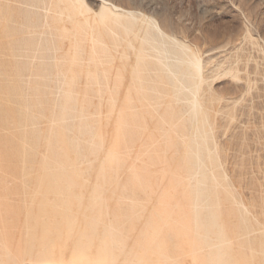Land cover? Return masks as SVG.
Here are the masks:
<instances>
[{"label": "rangeland", "instance_id": "rangeland-1", "mask_svg": "<svg viewBox=\"0 0 264 264\" xmlns=\"http://www.w3.org/2000/svg\"><path fill=\"white\" fill-rule=\"evenodd\" d=\"M86 1L97 11L102 4ZM109 1L158 21L200 53L202 109L173 102L186 115L181 123L190 135L170 133L164 121L168 141L157 130L165 128L160 114L169 118L163 114L169 97L157 100L155 91L147 90L152 100H144L147 107L127 109L122 89L88 87L85 78L74 90L57 86L63 76L52 59L17 55L20 29L13 47L2 37L0 48L15 54L3 48L0 54V264H211L216 244L205 242L194 212L202 187L212 197L201 199L199 210L218 201L225 221L236 229L247 215L242 219L248 227L235 229L239 237L231 234L230 246L241 257L251 254L253 264H264V0ZM95 10L88 14L94 17ZM64 46L75 45L66 39ZM194 109L201 115L197 120ZM204 114L207 125L200 128ZM197 128L200 140L191 142ZM197 153L206 158L201 167ZM54 180L56 187L49 183Z\"/></svg>", "mask_w": 264, "mask_h": 264}, {"label": "bare ground", "instance_id": "bare-ground-1", "mask_svg": "<svg viewBox=\"0 0 264 264\" xmlns=\"http://www.w3.org/2000/svg\"><path fill=\"white\" fill-rule=\"evenodd\" d=\"M101 2H102L101 7L98 9V11L94 9L95 10L94 17H91L88 14V12L94 11L92 9V7L94 6H90L91 4L87 3L86 0H0V13H1L0 14L1 15L0 28H2V35L0 34V39H2V37H8L10 39L9 40L10 43L8 44L10 45V47H13L14 45L11 42L13 40V37L15 36V31H16L15 29H20L23 34V37H22L21 43L19 44V47H17V49L20 48V52L17 55H20L21 57H23L25 60H28V61L30 60L33 61L34 59H48V58L52 59L54 62L53 66L56 69V73H59L60 75L63 76V79L61 80L60 83H58L57 86H65L71 90L72 89L74 90L82 84L83 81H81V79L85 78L86 79V80L84 79L85 85L88 87L96 86L99 88L101 87L102 90L107 89L108 91L110 90V91H115V92L118 89H122L125 95L124 104L126 105L125 108L127 109H131V108L136 109L140 106L147 107L149 103L145 104L144 100L146 99V101L148 100V102L150 101L152 102L151 99H148V97L145 96L147 93L144 94V92L147 90L155 91L157 95V98H156L157 100H159L158 98H161V97L163 98L166 97V99L167 97H169L170 98L168 100L169 102L165 103L167 106L163 108L164 110L167 109V111H165V113L163 114H165V116H167V114L169 115L168 120L167 119L165 120V117L161 116L160 114V117H161L160 119L163 120L162 122L165 121L167 122V124L169 123L168 124L169 129H167L166 126H163L165 124L164 122L160 124L161 126L165 128H161L159 125L156 124L157 127L159 126L157 131H159V129L161 132L163 131L161 129H165V130L167 129L169 131L175 130L176 133H178V135H181L182 132L185 130L183 128L184 126L183 123H181V120L183 118L182 116L184 113L182 112L183 110L179 111L181 107L177 108L179 110H176L175 109L176 106L174 107L173 102L177 101V104H178V102L181 103V101H187L188 103L187 106L191 108H196V109L202 106L203 102L201 103L200 101L201 97H199V93L201 91L200 83L203 79V74H202L203 65H202V60L200 58V53L198 54L197 53L198 51L196 52L185 42L180 41L172 37L170 34H168L165 31L166 29L162 27V25H160L158 21L156 22L152 19L148 20L146 19V17L137 15L136 13L130 11L129 9H125L124 7L118 4H115L109 0H101ZM66 39L69 40L71 45H75L74 49H67V50L65 49L64 40ZM0 45H2L1 42H0ZM2 48H0V54L5 52L4 50L6 49L5 47L3 48L4 50ZM7 49H6V52L8 51V54L14 57L13 55L14 52L10 50L9 48ZM12 49L14 50L15 48H12ZM70 53H74V56L71 58L70 56H68ZM84 55H87V57L85 58ZM0 59H1V56H0ZM1 60H0V65H2ZM18 60L19 59L17 58V61ZM0 69L3 70V65H2V68L0 66ZM20 70H22V67L20 68ZM228 73L231 75L230 72ZM233 76L234 78H236L238 75L234 73ZM205 78H207V76ZM73 95H75L74 96L75 98L76 92ZM84 96H86V94H84ZM152 98L155 99L153 95H152ZM82 99H84V97ZM111 99L113 98L111 97ZM155 102L159 103L158 101H155ZM72 103H74L75 105V102H72ZM163 105L161 104L160 106H163ZM182 105H183V102H182ZM177 107H179V105ZM154 111L156 112L155 108H154ZM153 114L154 112L152 113V115ZM205 114L201 117L202 121L200 120L199 122L201 123L200 124L201 127L198 124L200 128H204L206 127L205 125H207L206 123L207 118L205 117ZM187 115H190V114H187ZM138 116L139 115H137V117ZM143 116L144 115H142V117L140 116L141 118H143L142 120L147 121V118L144 119ZM148 116L151 117V114H149ZM200 116L201 115H199V112L194 109L192 119L194 118L197 120V118H199ZM150 121L152 120L150 119ZM185 121H184V124L187 123ZM126 122H128L127 119H126ZM156 123H157V120H156ZM145 124H147V127L150 126V125L148 126V122ZM156 125H155V128H156ZM143 126L141 127L143 128ZM187 130L188 128H186V130L184 131V134L188 131L190 132V130L188 131ZM142 131H143L142 133H145L144 129H142ZM150 131H151V128H150ZM163 132L161 136H166L167 138L168 131L164 132L166 135L163 134ZM189 132L188 134L190 135ZM140 133L141 132L138 133L137 131L136 134L139 135ZM170 133L172 132L170 131ZM170 133H168V135ZM130 134L131 133H129V137H130ZM152 135H154L153 132H152ZM126 137H127V134H126ZM151 137L152 136L150 133V138ZM154 137L156 138V136ZM173 137H174V134H173ZM133 138L134 137L132 133V139ZM170 139L169 137L167 138L168 141ZM177 139H181V138H177ZM199 140L200 139H199L198 128H197L195 135H193L191 138V142L192 141L198 142ZM184 141L186 140H183V142ZM6 142L9 143V140H7ZM7 143L5 144L7 145ZM185 144L186 143H184L183 145L185 146ZM171 145H174V144L171 143L170 147ZM175 147L177 148V145ZM175 147L172 146L171 149L172 148L175 149ZM8 148L11 149V146H9ZM189 148L191 149V147ZM186 150L187 149H184L182 152L184 153V151L186 152ZM175 151L173 152L176 153ZM191 151H194V150H191ZM196 151L198 152L197 149ZM178 156H179V153H178ZM174 157L172 159L176 160L174 159ZM204 158L205 157H202L201 153H197L198 161L196 165H198V167H201L206 164L205 162L206 158L205 160ZM179 159L183 160L181 158ZM210 162L212 163V161ZM182 164H184V160ZM176 166H178V164ZM181 169L182 168L180 169L178 168V171L180 172ZM178 171L176 172L178 173ZM54 178L55 177L53 176V179ZM57 178L58 177H56V179ZM55 180L53 181L54 183L49 182V183L55 184V186L53 185L54 187H56ZM212 181L214 182V180ZM195 182H197V180ZM49 186L51 185L49 184ZM214 186L216 187V185ZM193 188L195 189L194 186ZM189 193H190V190H189ZM211 194L212 193H210L208 190H205L204 187L199 188L197 190V195H196V200H197L196 201V211H194L196 212L198 222L200 223V225L202 226L204 230L203 232L201 230V232L203 234V238L205 242L207 243L214 242L216 244V249L214 250V253H215L214 259L213 261L210 260L209 262L212 261L211 264H253V261H252L253 259L251 257V254H250V258L241 257L242 255L240 256L239 254L240 248L238 247L239 252L236 253L235 251L232 250L230 243H229L230 241L229 238L231 237V234L233 235V233H235L236 230L239 233L241 228L248 227L246 224L247 222H245L244 218L242 219V217H244L246 214L243 216L240 215V217L241 216L242 217H241V222H239V224L242 223V225L241 227H239L240 230H238L239 228L238 229L235 228V226L237 225L233 227L225 221L222 215L225 212L224 210L219 209L220 204L218 203V201L213 202V199H212L211 201L212 205L209 206L206 211L199 210V206H198L199 204L197 203L201 202L200 201L201 199H202V202L204 200L205 201L206 200L208 201V199L210 200L212 197ZM193 195L194 193L192 194V196ZM217 197L218 199L222 198V196H220V198L219 196ZM209 204L210 203H208V205ZM237 212L238 210L235 213ZM244 212L248 214V210H244ZM239 214H243V212L242 213L239 212ZM239 214H237V216ZM246 217L247 215L245 216V218ZM262 225H264V223ZM252 227H253L252 229L254 230L255 227L253 225ZM238 233H237V236L239 235ZM242 235L244 234H241L240 236ZM251 235L256 236V234L254 233ZM254 236H251V237L254 238ZM234 237L235 235H233V238ZM248 240H249V237H248ZM252 241H248L249 245ZM260 243H262L261 244L262 246L261 245L260 246L264 249V239ZM238 244H240V241ZM251 245H252V248L254 249L253 247L254 244L251 243ZM251 251L252 250H250V252ZM263 251L261 252L264 253ZM252 256H255V255H252ZM79 258L81 257L79 256ZM49 259L47 258L45 261L47 262V260L49 261ZM40 261L41 260L37 261V263ZM41 262H44V261H41ZM257 263H260V262L256 261V264Z\"/></svg>", "mask_w": 264, "mask_h": 264}]
</instances>
